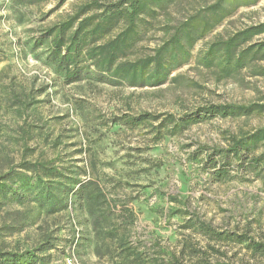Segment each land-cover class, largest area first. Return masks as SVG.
<instances>
[{
  "label": "rangeland",
  "instance_id": "rangeland-1",
  "mask_svg": "<svg viewBox=\"0 0 264 264\" xmlns=\"http://www.w3.org/2000/svg\"><path fill=\"white\" fill-rule=\"evenodd\" d=\"M58 1L0 0V176L12 170L21 177L11 181L2 210L28 213L24 231L10 240L34 241L46 221L51 230L56 229V249L51 251L56 264H66L71 257L79 264H108L96 255L94 248L101 242L95 241L73 196L67 199V219L63 212L45 218L37 208L43 184L16 166L23 161L48 162L63 176L52 181L54 196H62L75 180L94 179L116 212L123 206L134 213L136 222L126 228V235L140 245L148 264L157 260L168 264V256L177 257L179 264H195L202 252L211 262L252 261L243 244L209 238L188 225L197 223L213 233L264 243V163L256 171H247L231 161L227 174L215 180L212 174L218 164L214 168V158L209 160L212 150L224 146V139L262 128L264 113L207 117L160 141L154 140L149 127L128 128L110 119L139 112L178 119L210 103L264 102L263 78L241 70L236 79L216 83L210 71L194 67V57L214 38L263 22L264 0L238 8L198 39L193 59L171 75H181L178 83L159 89L102 84L93 74L65 83L46 60L45 44L35 46V40L89 0H66L60 6ZM213 1L171 4L166 0L167 16L158 12L150 20L136 50L163 44L165 19L170 26ZM263 148L260 143L252 153L259 154ZM42 182L46 186V180Z\"/></svg>",
  "mask_w": 264,
  "mask_h": 264
},
{
  "label": "trees",
  "instance_id": "trees-1",
  "mask_svg": "<svg viewBox=\"0 0 264 264\" xmlns=\"http://www.w3.org/2000/svg\"><path fill=\"white\" fill-rule=\"evenodd\" d=\"M65 1L59 0L58 6ZM176 1L168 0V3ZM257 2L214 0L170 26H166L170 20L165 19L162 31L167 38L163 44L137 51L136 43L145 27L150 25V20L155 19L158 12L167 16L166 0H89L76 6L74 12L63 20L48 26L36 38L35 46L45 44L46 60L52 63L55 73L67 84L93 74L102 84L159 89L165 84L178 83L181 75H171L193 59L192 50L198 39L207 36L238 8L254 6ZM262 35L264 21L247 25L225 37H216L194 57V67L210 71L216 83L236 79L241 70H246L251 77L264 79V38H259ZM258 113H264V102L210 103L178 119L171 114L139 112L135 116H113L110 121L128 128L149 127L154 140L160 141L165 135L174 136L184 126L207 117L246 118ZM260 143L264 147V126L251 134L224 139V146L209 154L210 161L211 157L214 158V168L218 164L212 174L215 180H221L227 174L225 171L229 170L231 161H235L237 167L256 171L264 163V148L259 154L252 153V150ZM16 167L31 173L36 181L43 184L41 197L36 201L45 218L63 212L61 215L67 219V199L70 196L75 198L86 214V222L95 241L101 242L94 248L99 258H106L108 264H148L149 258L140 245L131 242L126 235V228L136 222L134 213L123 206L116 212L96 180H75L65 188L62 196H54L52 181L62 176L55 166L48 162L23 161ZM18 178L20 175L12 170L0 176V264H56L55 255L51 254L56 249V229L51 230L44 219L45 227L39 229L41 234L34 241L26 244L27 237L10 240L13 234L23 232L28 222L27 211L2 210L3 200L12 189L11 181ZM42 180H46V186ZM188 227H197L212 239L243 244L251 252L252 261L241 264H264L263 242L235 234L213 233L197 223ZM168 257V264H179L177 257ZM195 260V264H228L211 262L205 252Z\"/></svg>",
  "mask_w": 264,
  "mask_h": 264
},
{
  "label": "built area",
  "instance_id": "built-area-1",
  "mask_svg": "<svg viewBox=\"0 0 264 264\" xmlns=\"http://www.w3.org/2000/svg\"><path fill=\"white\" fill-rule=\"evenodd\" d=\"M65 263L66 264H79V262L74 257H71V258L66 259L65 260Z\"/></svg>",
  "mask_w": 264,
  "mask_h": 264
}]
</instances>
